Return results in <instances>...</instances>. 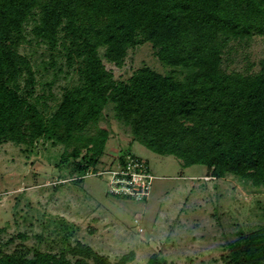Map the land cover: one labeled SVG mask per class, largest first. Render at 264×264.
<instances>
[{"label": "trees", "instance_id": "obj_1", "mask_svg": "<svg viewBox=\"0 0 264 264\" xmlns=\"http://www.w3.org/2000/svg\"><path fill=\"white\" fill-rule=\"evenodd\" d=\"M256 36L264 39V0H0V145L27 154L39 143L62 147L57 166L82 180L104 152L108 130L98 123L110 106L131 142L183 168L203 166L214 180L232 176L264 188V58L256 72L223 68L231 43L247 46ZM143 44L170 70L142 66L116 80L106 64L121 68ZM25 47L41 49L40 60ZM36 86L42 93L34 96ZM128 164L152 176L122 150L118 177ZM38 216L35 244L24 245L25 233L10 237L3 247L20 242L0 248V264H109L90 247L71 245L74 228L65 220ZM158 257L147 264H161ZM133 258L129 252L117 264ZM219 260L264 264V226L238 231Z\"/></svg>", "mask_w": 264, "mask_h": 264}, {"label": "rangeland", "instance_id": "obj_2", "mask_svg": "<svg viewBox=\"0 0 264 264\" xmlns=\"http://www.w3.org/2000/svg\"><path fill=\"white\" fill-rule=\"evenodd\" d=\"M21 52L40 60L41 49L25 47ZM263 58L264 39L256 36L247 46L231 43L223 68L243 71L252 65L251 72H256ZM142 66L160 74L170 70L153 57L149 44L129 50L121 68L106 64L114 78L124 82ZM64 85L60 79L52 94L59 98ZM41 93L36 86L33 95ZM104 114L98 127L108 130V140L99 164L82 180L57 166L62 147L39 143L27 154L12 143L0 145V248L12 250L18 239L7 248L3 243L19 233L27 235L26 247L34 245L33 235L42 232L38 215L43 214L72 225L71 245L88 246L109 264L129 252L134 258L126 264H147L156 253L161 264H222L223 245L238 231L264 226V188L257 190L232 176L214 180L203 166L183 168L176 158L158 156L131 142L129 129L114 119L110 106ZM88 133L96 129L90 127ZM122 150L149 166L153 179L144 201L108 193Z\"/></svg>", "mask_w": 264, "mask_h": 264}, {"label": "built area", "instance_id": "obj_3", "mask_svg": "<svg viewBox=\"0 0 264 264\" xmlns=\"http://www.w3.org/2000/svg\"><path fill=\"white\" fill-rule=\"evenodd\" d=\"M136 168L140 169L138 164H128L127 171L121 172L123 177H118L119 170L111 172L113 180L109 185L108 192L113 196H125L135 200L146 196L150 190L152 176L141 169L136 171Z\"/></svg>", "mask_w": 264, "mask_h": 264}]
</instances>
